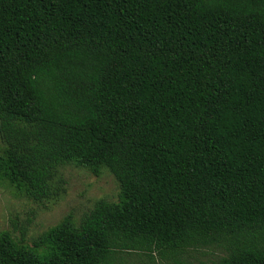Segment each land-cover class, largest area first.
<instances>
[{"label":"trees","instance_id":"obj_1","mask_svg":"<svg viewBox=\"0 0 264 264\" xmlns=\"http://www.w3.org/2000/svg\"><path fill=\"white\" fill-rule=\"evenodd\" d=\"M68 166L117 202L0 264H264V0H0V184L55 204Z\"/></svg>","mask_w":264,"mask_h":264},{"label":"rangeland","instance_id":"obj_2","mask_svg":"<svg viewBox=\"0 0 264 264\" xmlns=\"http://www.w3.org/2000/svg\"><path fill=\"white\" fill-rule=\"evenodd\" d=\"M66 180V194L55 204L36 205L16 198L11 190L0 184V233L9 232L19 241L24 233V244L32 243L45 231L56 226L71 214L76 224L98 200L117 202L119 188L108 171L102 170L99 177L83 168L68 166L62 169ZM28 221L31 223L28 225ZM220 257L216 250L188 252L183 257L185 264H213ZM135 254H124L116 264H141Z\"/></svg>","mask_w":264,"mask_h":264}]
</instances>
